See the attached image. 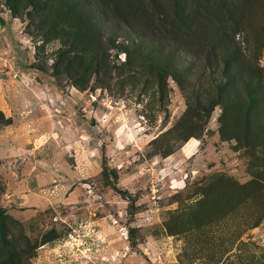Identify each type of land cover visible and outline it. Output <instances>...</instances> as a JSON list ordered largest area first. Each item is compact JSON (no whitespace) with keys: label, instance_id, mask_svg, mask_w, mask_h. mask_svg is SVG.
Returning <instances> with one entry per match:
<instances>
[{"label":"rangeland","instance_id":"1","mask_svg":"<svg viewBox=\"0 0 264 264\" xmlns=\"http://www.w3.org/2000/svg\"><path fill=\"white\" fill-rule=\"evenodd\" d=\"M0 264H264V0H0Z\"/></svg>","mask_w":264,"mask_h":264},{"label":"trees","instance_id":"2","mask_svg":"<svg viewBox=\"0 0 264 264\" xmlns=\"http://www.w3.org/2000/svg\"><path fill=\"white\" fill-rule=\"evenodd\" d=\"M9 121H10V119L6 118L3 115L2 111H0V125L7 124ZM3 214H4L3 211L0 210V218H1V216H3Z\"/></svg>","mask_w":264,"mask_h":264}]
</instances>
